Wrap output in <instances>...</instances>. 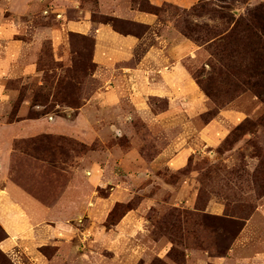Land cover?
<instances>
[{
    "label": "rangeland",
    "instance_id": "374dc122",
    "mask_svg": "<svg viewBox=\"0 0 264 264\" xmlns=\"http://www.w3.org/2000/svg\"><path fill=\"white\" fill-rule=\"evenodd\" d=\"M137 2L144 9L151 10L145 0ZM262 10L264 0H201L191 9L161 6L152 10L162 13L163 22L171 21L172 28L177 31L178 47L183 44L190 46V52L178 53V65L185 69L203 94L207 111L196 118V126L194 116L189 118L191 113L177 102L172 106L175 115L165 118L161 126L145 122L143 127L139 126L142 138L137 140L135 147L151 157L153 153L175 144L184 135L185 125L199 128L213 120L228 131V137L218 145L191 156L187 165L178 170L165 168L161 159V168L157 166L146 171L131 170L128 163H117L123 156L114 146H125L124 137H103L98 142L85 145L69 138L38 136L17 143L19 153L13 159L10 179L25 194L46 206L54 205L60 198L72 199L70 196L82 201L95 192L105 196L115 193L114 189L121 190L118 185L122 181L128 182L129 202L114 205L103 223L106 227L115 224L127 208L136 207L144 198H156L158 202L144 215L149 222L146 242L150 246H154L153 241L158 242L157 247L161 245L159 243L171 244V251L164 257L151 253L146 264H183L186 250L192 247H202L212 255L225 251L242 225L241 220L247 219L264 203V93L260 98L253 91L258 81H247L242 74H236L235 65L221 55L219 49L225 37L240 30V25L236 24L239 21L250 25L244 31V34L248 33V40L264 47V24L253 22L255 16L262 17ZM53 18L51 14L40 12L35 20L43 25ZM93 20L111 21L96 16ZM113 23L119 25L115 21ZM64 40L59 45H54L50 39L40 40L38 70L42 74L25 80L23 85L20 81L13 83L19 93L13 99L7 120L14 118L22 100L30 101L29 113L24 117L38 116L63 110L57 106L77 109L95 90L97 80L91 77L94 71L91 36L76 31L66 34ZM195 78L199 79L200 85ZM203 88L210 90L213 96L208 97ZM181 94L179 90V100L184 98ZM149 104L153 113L170 109L164 98L151 99ZM233 115L237 120L231 119ZM48 130L52 131L54 127ZM181 141L185 147L196 150L195 143ZM168 156L170 154L164 159ZM153 181L155 184L148 186ZM193 191H196L195 204L189 206L185 200ZM178 198L182 202L179 203ZM211 200L224 204V214L217 216L201 212ZM84 205V202L78 203V208L84 209ZM83 214L88 213L85 211ZM254 220L253 226L264 233V220L260 217ZM72 221L77 223V229L82 231L86 240L80 244L56 243L60 237L55 235L56 226ZM94 221L90 216L45 221L31 219L27 228L13 236V240L20 243H16L14 251L8 253L3 252L7 236L0 227V264H74L73 258L76 264H121L106 260L111 254L107 251L102 253V259L89 258V252L88 257H81L79 253V258L73 256L74 244L86 251L91 249L89 230ZM16 249L19 252H15ZM78 251L81 250L78 248Z\"/></svg>",
    "mask_w": 264,
    "mask_h": 264
},
{
    "label": "crops",
    "instance_id": "0c3cea01",
    "mask_svg": "<svg viewBox=\"0 0 264 264\" xmlns=\"http://www.w3.org/2000/svg\"><path fill=\"white\" fill-rule=\"evenodd\" d=\"M145 1L154 8L191 9L201 0ZM40 12L53 15L54 20L37 24L35 19ZM95 16L109 18L112 22L94 21ZM161 16L162 13L144 9L137 0H0V227L7 236L3 242L5 249L1 247L3 252L14 251V245L20 242L14 241L13 236L27 228L31 219L45 221L90 216L95 220L89 230L91 249L86 251L74 244L73 256L79 258V253L81 257H88L89 252V258L102 259V253L107 251L111 254L106 260L111 263L146 264L151 253L161 257L167 255L171 244L159 243L161 245L157 247L158 242L153 241L154 246L146 242L149 222L144 215L158 202L156 198H144L109 227L103 224L115 204L129 202L128 182L122 181L118 185L121 190L114 189L115 193L105 196L95 192L85 201L70 196L72 199L60 198L54 205L46 206L25 194L9 176L13 159L19 153L17 143L38 136L69 138L85 145L103 137H124L125 146H114L123 156L117 163H128L131 170L146 171L157 166L161 168V159L165 168H183L191 156L206 152L226 137V128L213 120L199 128L185 125L184 135L181 134L175 144L151 157L135 147L137 140L142 138L139 126L143 127L144 122L162 124L165 118L175 115L172 112L175 104L180 102L179 105L188 109L189 118H195L194 125L196 118L207 111L203 94L185 69L178 65V53L190 52V46L178 47L177 31L172 28L171 21L163 22ZM114 21L119 25L115 26ZM76 31L89 34L93 42L91 62L94 71L91 77L97 80V85L90 97L77 109L57 106L63 110L28 117L24 115L29 113L30 101L25 99L20 102L14 118L7 120L13 99L19 93L13 83L20 81L23 85L25 80L42 74L38 70L40 40L50 39L54 45H59L64 43L66 34ZM179 90L184 96L181 100ZM163 98L170 109L153 113L149 100ZM231 119L237 120V116L233 115ZM166 126L171 127L170 124ZM49 127L54 130L49 131ZM183 139L195 143L196 150L185 147ZM154 184L153 181L148 186ZM195 199L196 191H193L185 202L193 206ZM181 200L178 198L179 203ZM81 202L85 205L80 210L78 203ZM85 211L88 214H83ZM224 211L223 203L211 200L201 212L220 216ZM255 217L264 220V203L247 219L241 220L242 225L225 251L212 255L207 249L192 247L186 250L183 264H264V233L253 226ZM77 228L73 221L56 226L55 235L60 236L56 243H82L86 236ZM155 247L162 252L158 253ZM72 262L77 263L74 258Z\"/></svg>",
    "mask_w": 264,
    "mask_h": 264
},
{
    "label": "trees",
    "instance_id": "16d2710c",
    "mask_svg": "<svg viewBox=\"0 0 264 264\" xmlns=\"http://www.w3.org/2000/svg\"><path fill=\"white\" fill-rule=\"evenodd\" d=\"M152 10H155V8L151 7V10L148 11L155 12ZM262 13V17L255 16L253 22L259 24L263 22L264 24V10H262ZM236 24L240 25V30H235L228 37H225L224 43L220 45V54L229 59L231 64L235 65L236 74H242V77L247 81H258V83L254 85L255 88H253V91L261 98V93H264V47H259L254 41L248 40V33L244 34V31L250 28L248 23L239 21ZM263 29L262 31L264 32ZM196 81L197 84H201L199 79H196ZM203 90L208 97L213 96L212 92L207 90V88H203ZM127 210L128 208L121 216L124 215Z\"/></svg>",
    "mask_w": 264,
    "mask_h": 264
}]
</instances>
